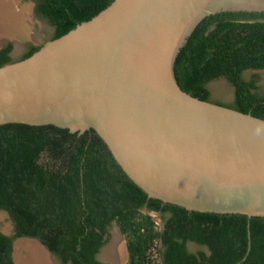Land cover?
Masks as SVG:
<instances>
[{
    "label": "water",
    "instance_id": "95a60500",
    "mask_svg": "<svg viewBox=\"0 0 264 264\" xmlns=\"http://www.w3.org/2000/svg\"><path fill=\"white\" fill-rule=\"evenodd\" d=\"M222 11L264 12V0H113L28 57L0 66V124L93 130L149 197L264 216V119L192 96L173 69L195 26ZM114 225L97 259L112 264L104 253L118 235L125 264L126 240ZM20 239L61 264L30 237L15 239L14 264Z\"/></svg>",
    "mask_w": 264,
    "mask_h": 264
},
{
    "label": "trees",
    "instance_id": "16d2710c",
    "mask_svg": "<svg viewBox=\"0 0 264 264\" xmlns=\"http://www.w3.org/2000/svg\"><path fill=\"white\" fill-rule=\"evenodd\" d=\"M36 1L35 12L54 27V39L113 0ZM12 47L9 41L0 48V66L14 61ZM249 68H264V12L205 16L173 66L179 86L192 96L208 100L207 83L224 77L233 101L217 104L264 119V92L241 77ZM0 210L12 223L10 234L0 230V264H14L19 237L39 240L61 264H105L97 254L113 223L126 240L125 264H264V216L190 210L149 197L93 130L0 124ZM150 212L160 215L161 228ZM189 242L207 251H189ZM153 245L157 259L151 257Z\"/></svg>",
    "mask_w": 264,
    "mask_h": 264
},
{
    "label": "rangeland",
    "instance_id": "374dc122",
    "mask_svg": "<svg viewBox=\"0 0 264 264\" xmlns=\"http://www.w3.org/2000/svg\"><path fill=\"white\" fill-rule=\"evenodd\" d=\"M23 1V0H22ZM21 1V3H23ZM29 1V0H27ZM25 1V2H27ZM23 7V6H21ZM19 7V8H21ZM17 9V8H16ZM29 13L32 15L30 16L31 21L30 24L26 26V29L17 35H13L14 37L10 40L12 42L13 47L15 49V46H18V50L14 52L11 55V58L13 60H18L19 55L21 52L27 48L30 42H35L38 45L43 44L45 41L50 39V36L53 32L54 27L48 23V21L42 17H38L36 12L33 11V9L29 6ZM32 22V23H31ZM16 36V37H15ZM245 75H248V72L245 73ZM260 91L264 92V84H257ZM207 88L209 90V96L210 98L217 99L219 101L224 102L225 104H231L233 101V87L232 85L225 79L220 78L217 80L212 81L211 83L207 84ZM152 216L155 217V219L158 222L159 227H162V221L160 219V215L157 212H150ZM114 223L110 227V237L112 233H114L115 230ZM0 230L7 232L10 234L12 232V223L7 215L6 212L0 210ZM118 237V235H116ZM119 238V237H118ZM120 241V240H119ZM121 243V242H120ZM188 248L191 251H197L198 249H204V247L199 246L197 244L189 242ZM19 256L23 257L26 254L25 249L20 248L19 250ZM123 259V257H122Z\"/></svg>",
    "mask_w": 264,
    "mask_h": 264
},
{
    "label": "bare ground",
    "instance_id": "6f19581e",
    "mask_svg": "<svg viewBox=\"0 0 264 264\" xmlns=\"http://www.w3.org/2000/svg\"><path fill=\"white\" fill-rule=\"evenodd\" d=\"M14 1L15 0H0V42L19 31H24L26 28L25 25H27L30 19L26 10L12 15L11 11ZM121 247L122 245L118 237H113L104 256L110 259L112 264H119L123 257ZM20 248L26 251L23 257H20L18 254ZM14 261L16 264H54L41 246L32 240L23 239H20L15 244Z\"/></svg>",
    "mask_w": 264,
    "mask_h": 264
},
{
    "label": "flooded vegetation",
    "instance_id": "af4514ba",
    "mask_svg": "<svg viewBox=\"0 0 264 264\" xmlns=\"http://www.w3.org/2000/svg\"><path fill=\"white\" fill-rule=\"evenodd\" d=\"M21 1L22 0H15L14 1V3H13V7H12V15H14V14H17V13H20V12H22L23 10H26L27 12H28V15H29V18H31L30 17V13H29V6L33 9V11L35 12V7H36V5H37V1L36 0H29V1H27V0H23L22 2L23 3H21ZM25 1H27V2H25ZM16 4V5H15ZM21 6H24V7H21ZM19 7H21V8H19ZM17 8V9H16ZM32 16V15H31ZM38 17H39V15H37ZM30 21H31V19H29V21H28V23H27V25L28 24H30ZM27 25H25V26H27ZM26 29V28H25ZM23 31H19V32H17L15 35H17V34H19V33H22ZM53 32H54V29H53ZM53 32H52V34H51V36L50 37H52V35H53ZM11 37H14L13 35L11 36ZM16 37V36H15ZM10 38V37H9ZM31 44H29L28 46H27V48L26 49H24L22 52H21V54L19 55V58L25 53V52H27L28 51V49L31 47V46H35V45H38V44H36L35 42H30ZM12 51V50H11ZM248 72V75H245V73H247ZM241 77L243 78V79H245L246 81H253L254 82V84H264V68H259V69H251V68H249V69H245V70H243L242 71V73H241ZM223 79H225V80H227L226 78H224V77H222ZM218 79H220V78H218ZM214 80H217V79H214ZM214 80H212V81H214ZM212 81H209L207 84H209V83H211ZM228 81V80H227ZM229 82V81H228ZM230 83V82H229ZM231 84V83H230ZM208 100L209 101H212V102H214V103H221V104H225L224 102H222V101H219V100H217V99H214V98H210V96H208ZM116 236V235H115ZM112 242V241H111ZM191 243H193V242H191ZM188 244V243H187ZM195 244V243H194ZM122 248V247H121ZM187 248H188V245H187ZM205 248V251H207L206 250V247H204ZM188 250H189V248H188ZM202 250H204V249H202ZM189 251H191V250H189ZM122 252H123V256H124V251H123V248H122Z\"/></svg>",
    "mask_w": 264,
    "mask_h": 264
},
{
    "label": "built area",
    "instance_id": "2783aa9c",
    "mask_svg": "<svg viewBox=\"0 0 264 264\" xmlns=\"http://www.w3.org/2000/svg\"><path fill=\"white\" fill-rule=\"evenodd\" d=\"M156 244H157V243H156ZM150 251H151V257L157 259V258H158V257H157V245H153V247L151 248Z\"/></svg>",
    "mask_w": 264,
    "mask_h": 264
},
{
    "label": "crops",
    "instance_id": "0c3cea01",
    "mask_svg": "<svg viewBox=\"0 0 264 264\" xmlns=\"http://www.w3.org/2000/svg\"><path fill=\"white\" fill-rule=\"evenodd\" d=\"M16 5V4H15ZM24 7V6H23ZM11 39L13 38V37H10Z\"/></svg>",
    "mask_w": 264,
    "mask_h": 264
}]
</instances>
